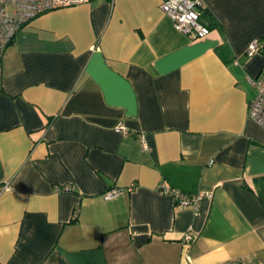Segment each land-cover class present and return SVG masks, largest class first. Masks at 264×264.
<instances>
[{"label":"crops","instance_id":"obj_1","mask_svg":"<svg viewBox=\"0 0 264 264\" xmlns=\"http://www.w3.org/2000/svg\"><path fill=\"white\" fill-rule=\"evenodd\" d=\"M162 1L46 11L6 47L0 264H264V128L247 118L264 0H202L198 38ZM160 184L211 195L195 213Z\"/></svg>","mask_w":264,"mask_h":264},{"label":"built area","instance_id":"obj_2","mask_svg":"<svg viewBox=\"0 0 264 264\" xmlns=\"http://www.w3.org/2000/svg\"><path fill=\"white\" fill-rule=\"evenodd\" d=\"M90 0H0V62L6 47L14 39L18 30L38 15L53 9L87 3ZM160 8L172 21L175 30L192 38L203 37L210 32V27L201 22L200 18L205 6L202 0H163ZM262 48L258 41L249 43L246 53L252 55ZM256 93L248 101L247 118L264 128V67L259 75L252 80ZM118 129L125 131L123 125ZM145 145L144 137L141 138ZM159 190L170 196L174 205L190 207L195 213L199 210L202 198L210 197V193L188 194L180 189L168 187L163 184ZM122 191L119 187H111L104 193L106 198H114ZM197 235L188 229L182 240L190 244ZM229 264H244L234 261Z\"/></svg>","mask_w":264,"mask_h":264},{"label":"trees","instance_id":"obj_3","mask_svg":"<svg viewBox=\"0 0 264 264\" xmlns=\"http://www.w3.org/2000/svg\"><path fill=\"white\" fill-rule=\"evenodd\" d=\"M75 213L72 214V217H74Z\"/></svg>","mask_w":264,"mask_h":264}]
</instances>
